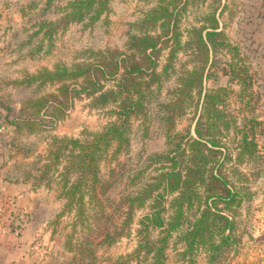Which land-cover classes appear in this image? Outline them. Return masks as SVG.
Masks as SVG:
<instances>
[{"label":"trees","instance_id":"obj_1","mask_svg":"<svg viewBox=\"0 0 264 264\" xmlns=\"http://www.w3.org/2000/svg\"><path fill=\"white\" fill-rule=\"evenodd\" d=\"M110 1L69 2L62 22L66 27L92 25L109 14ZM192 4L189 0H157L131 24L124 51H88L89 57L81 63L58 64L31 76L23 83L58 86L57 94L24 102L18 110L3 107L4 121L13 128L5 143L9 149L24 133L55 129L75 97L89 99L93 108L109 109L111 120L99 131H83L77 138H53L32 172L21 178L31 188L53 190L63 199L58 215L70 216L74 233L78 227L87 234L98 230L100 244L110 246L131 236L134 227L132 250L107 264H167L170 248L190 263L202 256L206 264H222L239 243L244 193L235 182L243 177L239 165L256 164L255 126L259 123L242 117L245 124L240 127L228 99V85L239 86L238 108L249 109L255 95L254 76L240 65L237 49L225 37L220 20L224 4L181 31L182 13ZM181 35H188L186 41ZM181 51L187 52L191 67L182 69L175 86L163 94L164 82L177 74L173 64ZM163 52L164 64L160 61ZM219 74L228 77L226 84L206 89V81L216 80ZM188 113L193 115L192 133H176L177 122ZM134 122H139L144 136L154 129L162 131L167 147L149 155L148 165L131 175V182L140 179L139 185L119 199L114 218L107 214L105 198L115 170L103 174L101 167L129 150ZM150 168L148 177L139 176ZM96 220L103 227L95 228ZM66 245L70 252L76 251ZM84 254L85 248L79 250V256Z\"/></svg>","mask_w":264,"mask_h":264},{"label":"rangeland","instance_id":"obj_2","mask_svg":"<svg viewBox=\"0 0 264 264\" xmlns=\"http://www.w3.org/2000/svg\"><path fill=\"white\" fill-rule=\"evenodd\" d=\"M72 1L74 0H0V180L14 181L21 179L25 172H32L33 164L40 155L46 154L53 138H77L83 131H99L111 120L108 108H93L89 99L75 97L55 129L29 135L24 133L18 137L15 147L9 149L5 143L12 136L13 128L4 121L6 111L3 107L9 105L18 110L24 102L57 94L58 86H38L36 83L26 85L23 81L44 70L51 71L58 64L72 66L81 63L89 57L88 51H124L131 24L157 2L111 0V10L101 20L92 25L84 22L66 27L62 19L68 3ZM189 1L193 4L182 13L181 31L188 29L190 24L194 25L216 7L217 11L224 4L226 8L222 11L220 20L225 27V37L237 49L236 57L240 60V65L254 76L255 95L249 109L238 108L235 95L239 86L233 82L228 85L231 90L228 99L232 102L231 108L235 109L233 114L237 116L240 127L245 124L242 117L253 119L259 124L255 126L256 164L248 161L239 165L238 169L243 177L240 182H235L242 187L241 191L244 193L239 209L244 226L238 232L239 243L222 264H264V35H257L256 17L258 13L264 15V0ZM187 37L188 35H181V40L184 42ZM220 53H217L219 57ZM165 57L163 52L160 58L162 63ZM188 61L187 52L181 51L173 64L177 74L171 75L164 82L163 94L175 86L176 76L182 69L191 67ZM227 80V76L219 74L216 80L211 78L206 81V89L224 86ZM192 118V113H188L180 119L176 124V133H192ZM138 123L133 124L129 150L119 154L116 161L112 160L101 167L103 174H107L110 168L115 170L105 198L108 199L105 203L108 207L107 214L114 218L117 213L112 212L120 203L119 199L139 185L140 179L131 182V175L148 165L149 155L162 153L167 147L162 131L154 129L144 136ZM151 169L146 170L144 176H139L148 177ZM31 190L37 193L34 200L35 219L43 233L35 236L29 245L31 260L28 264H107L108 260L113 261L118 256L127 255L134 247V227L131 236L110 246L102 245V236H99L98 230L87 234L78 227L74 233L70 216L64 214L59 217L64 201L57 197L55 191L44 187ZM8 214L0 194V235L7 237L8 247L17 250L22 245L21 233L19 229L11 230ZM94 225L100 229L104 224L96 220ZM87 235H90L88 242ZM66 243L74 246L76 251L70 252ZM33 246H37V250H32ZM84 248L86 254L79 256V250ZM89 251L94 255L88 256ZM73 256L76 260L71 262ZM166 256L167 264H206L202 256L194 258L192 263L181 260L177 251L172 248L167 250Z\"/></svg>","mask_w":264,"mask_h":264},{"label":"crops","instance_id":"obj_3","mask_svg":"<svg viewBox=\"0 0 264 264\" xmlns=\"http://www.w3.org/2000/svg\"><path fill=\"white\" fill-rule=\"evenodd\" d=\"M263 6L264 3L262 2ZM257 35H264V15L257 14ZM0 194L9 220L11 230L19 229L21 233V248L12 249L7 246V237L0 235V264H28L29 245L35 236L43 233L35 219V201L37 193L31 190L29 184L21 179L14 181L0 180ZM3 257V258H1Z\"/></svg>","mask_w":264,"mask_h":264},{"label":"built area","instance_id":"obj_4","mask_svg":"<svg viewBox=\"0 0 264 264\" xmlns=\"http://www.w3.org/2000/svg\"><path fill=\"white\" fill-rule=\"evenodd\" d=\"M32 250H37V246H33L32 247Z\"/></svg>","mask_w":264,"mask_h":264}]
</instances>
